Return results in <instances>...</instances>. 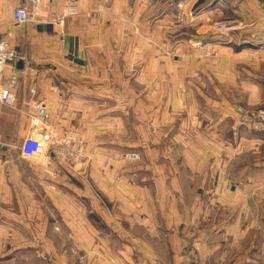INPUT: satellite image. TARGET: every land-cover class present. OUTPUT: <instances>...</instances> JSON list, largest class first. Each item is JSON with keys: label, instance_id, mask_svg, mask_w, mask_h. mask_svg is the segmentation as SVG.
Here are the masks:
<instances>
[{"label": "crops", "instance_id": "1", "mask_svg": "<svg viewBox=\"0 0 264 264\" xmlns=\"http://www.w3.org/2000/svg\"><path fill=\"white\" fill-rule=\"evenodd\" d=\"M148 1L43 0L39 17L16 28L24 0H0V38L29 41L43 69L40 80H27L24 61L4 76L20 80L16 106L0 118V261L229 264L225 244L264 208V131L241 125L239 113L264 106V0H233L227 10H208L215 0ZM220 16L236 25L230 39L214 31ZM188 38L222 44L207 57L208 47ZM141 53L153 64L166 54V80H152L166 92L137 96L123 92L133 80H91L93 69L120 68L127 58L133 67ZM48 69L88 75L51 80ZM40 108L62 146L82 142L90 161L83 176L54 156L30 164L16 155ZM111 149L139 151L143 162L108 169Z\"/></svg>", "mask_w": 264, "mask_h": 264}, {"label": "rangeland", "instance_id": "2", "mask_svg": "<svg viewBox=\"0 0 264 264\" xmlns=\"http://www.w3.org/2000/svg\"><path fill=\"white\" fill-rule=\"evenodd\" d=\"M214 1V0H213ZM219 9H226V7H223L219 4H217V0L214 1L213 5L210 6L208 8V10H212L215 9V6ZM155 6V5H153ZM151 6V7H153ZM201 5L196 4L193 8H191V13L189 14L190 17H196L201 10H199V7ZM231 6V5H230ZM229 6V7H230ZM201 8V7H200ZM227 10V9H226ZM216 11V10H215ZM190 12V11H189ZM188 12V13H189ZM182 13V12H180ZM179 13V14H180ZM178 14V16H179ZM182 18H184L182 16ZM220 22H227L230 23L232 26V31L229 33V39L231 37V35L235 32L233 30H235V26L234 25V21L233 20H229L226 19L224 17H219L218 21H216L215 23H220ZM214 23V24H215ZM24 26V25H23ZM21 26V27H23ZM20 27V28H21ZM19 28V27H16ZM188 33L191 34V32L194 30V28H191V30L187 29ZM190 31V32H189ZM216 35L220 36V38H222V40H226L228 38L224 37L222 34L220 33H216ZM193 38H188V40L194 41L192 42L193 44H195L196 47L200 48V42L192 40ZM22 39H20V41H17V39L15 38V42H11L12 45L15 47L17 46L16 50L19 54V58L24 59L23 62H27L29 64V72H28V76H25V79L27 80H40V73L42 72L43 69H41V65L40 66H36L33 64L32 62V56H31V43L29 41H27L26 43L24 41H21ZM222 43V42H221ZM17 44V45H16ZM204 44V43H203ZM205 45H211L210 48V52L211 54L208 55V49L206 52V56H212L213 54H215V52L217 51V49L220 47V45L217 43H208ZM201 47H207V46H202ZM149 56L150 53H141L139 54L140 57V61L133 67H130V59L127 58L128 61H123V63L121 64L120 68H106L104 69H98L95 68L91 71L90 76H91V80H99V73H101L100 75L103 76V80H133V83H131V85L129 86H123V92H132V94L140 96V95H147L150 93H154V92H166V85L164 83H158V84H154L152 82V80H166V76H168V69H166V54H164V63H163V54L162 53H158L156 54V60L154 61V64L151 63V61L149 62ZM173 57V56H172ZM22 61V60H19ZM164 65V66H163ZM45 70V69H44ZM49 72V78L51 80H84V75H88L87 72H82L81 70L78 71H68L67 69L65 70H61L59 71V73L57 74L56 72H54L53 70H47ZM36 74L37 77L35 79H31L32 74ZM56 73V75H55ZM171 76H176L178 78V73L179 70H171ZM188 75H186V80H193V70L188 69L187 70ZM18 78V80H20L19 75L15 74ZM11 76H9L8 78H11ZM5 79V78H4ZM6 80V79H5ZM137 80H143L141 81V83ZM33 90V89H32ZM33 95V93H32ZM259 108V107H258ZM240 109H244V110H254V109H245V108H239ZM256 109V108H255ZM240 113V112H239ZM249 127H252L250 125H247ZM44 128V127H41ZM39 128V130L41 129ZM39 132V131H38ZM45 128H44V133L41 135L45 134ZM40 134V133H39ZM156 135V134H155ZM130 136V135H129ZM67 137V136H65ZM114 137H112L111 133L107 134V142H114L113 141ZM56 147H51L47 152L44 151L41 159L45 156L46 158H50L51 156H54L55 158H57L56 160L60 163H62L64 166H60V168H67L69 169V172L73 173V175H79V176H83L84 172H87V169L89 167L86 166V164L88 165L89 161V157H88V153L86 151V149L84 148L83 144L81 141H77L72 137L69 139V141H65L66 144L65 146H62L61 143L58 139H56ZM23 145V142L21 144V146ZM112 151H106L107 160L103 159V161L105 160V162L102 164L107 167L108 169H111L113 167V163L114 162H118L121 161L123 162L125 165L131 166L130 164H140L143 162V155H141V152L138 154H140V158L141 160L139 162H128L126 160V156L129 153H137V152H127L124 153L118 149H111ZM19 154L21 155V151L18 150L16 152V155ZM40 159V160H41ZM27 163H32L30 161H26ZM71 173V174H72ZM56 174V173H55ZM51 189L53 191H56L57 188L51 186ZM252 215L254 216L255 220L249 224L246 225V228L244 230H239V232H237V237L235 239L232 238V240H230L229 242H227L226 248L229 250L230 255H229V264H264V208H261V210L258 212H254L252 213ZM56 216V215H55ZM260 219V222L257 221ZM31 220H33V217L31 218ZM29 220V221H31ZM58 223V226H56V230L58 232H60V234H62V230H61V221L60 218L58 216H56V220ZM256 221V222H255ZM34 226H32V231H35L33 229ZM232 241V242H231ZM235 242V243H233ZM61 247V246H60ZM64 247V246H63ZM0 264H21V260L18 258L16 260H12V261H0Z\"/></svg>", "mask_w": 264, "mask_h": 264}, {"label": "built area", "instance_id": "3", "mask_svg": "<svg viewBox=\"0 0 264 264\" xmlns=\"http://www.w3.org/2000/svg\"><path fill=\"white\" fill-rule=\"evenodd\" d=\"M161 0H149V6L156 5ZM43 3V0H24L22 6L17 7L13 13V20L16 26H23L31 24L39 17L38 9ZM233 3V0H217V4L223 7H229ZM181 9V8H179ZM184 17L183 13L179 14V18ZM191 16V15H190ZM64 17V16H63ZM56 18V22L60 25L64 24V18ZM194 18V17H192ZM232 26L227 22H220L214 24V31L222 34L224 37L229 38V33L232 31ZM221 45L222 43H218ZM217 44V45H218ZM204 46L200 43V47ZM208 47V55L211 54V45H205ZM19 60L17 50L5 39L0 38V118L3 110L6 107H15L17 104V97L15 90L18 86V78L16 75H12L11 78L4 82V76L9 66L15 65ZM33 94L35 90L31 91ZM241 125H250L258 131H264V106L256 108L254 110L240 109ZM50 121L49 115L44 108H40L37 116L32 120L31 126L33 133L23 141V145L20 147L21 157L30 162H36L41 159L44 151H48L52 146L56 147L55 135L51 128L48 126ZM45 128V134H39V128ZM4 148V142L0 134V151ZM128 162H139L141 160L140 154L129 153L126 156Z\"/></svg>", "mask_w": 264, "mask_h": 264}, {"label": "water", "instance_id": "4", "mask_svg": "<svg viewBox=\"0 0 264 264\" xmlns=\"http://www.w3.org/2000/svg\"><path fill=\"white\" fill-rule=\"evenodd\" d=\"M16 64H17V66H18V69H20V70L23 69V67H24V62H23V61H18ZM39 133H40V134H43V133H44V128H41V129L39 130Z\"/></svg>", "mask_w": 264, "mask_h": 264}]
</instances>
